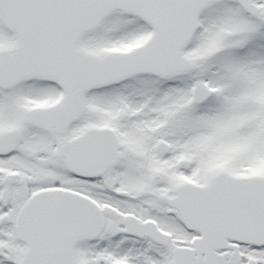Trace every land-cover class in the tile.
Instances as JSON below:
<instances>
[{
  "label": "snow or ice",
  "instance_id": "6c2138e0",
  "mask_svg": "<svg viewBox=\"0 0 264 264\" xmlns=\"http://www.w3.org/2000/svg\"><path fill=\"white\" fill-rule=\"evenodd\" d=\"M0 264H264V0H0Z\"/></svg>",
  "mask_w": 264,
  "mask_h": 264
}]
</instances>
